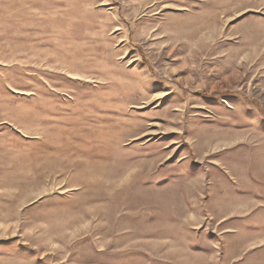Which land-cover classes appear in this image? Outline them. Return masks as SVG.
Wrapping results in <instances>:
<instances>
[{
    "label": "rangeland",
    "instance_id": "374dc122",
    "mask_svg": "<svg viewBox=\"0 0 264 264\" xmlns=\"http://www.w3.org/2000/svg\"><path fill=\"white\" fill-rule=\"evenodd\" d=\"M0 264H264V0H0Z\"/></svg>",
    "mask_w": 264,
    "mask_h": 264
},
{
    "label": "bare ground",
    "instance_id": "6f19581e",
    "mask_svg": "<svg viewBox=\"0 0 264 264\" xmlns=\"http://www.w3.org/2000/svg\"><path fill=\"white\" fill-rule=\"evenodd\" d=\"M216 29V28H215ZM212 31V30H211Z\"/></svg>",
    "mask_w": 264,
    "mask_h": 264
}]
</instances>
